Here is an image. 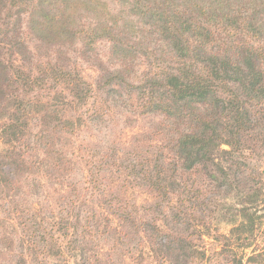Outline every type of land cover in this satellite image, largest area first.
Segmentation results:
<instances>
[{
    "label": "trees",
    "instance_id": "obj_1",
    "mask_svg": "<svg viewBox=\"0 0 264 264\" xmlns=\"http://www.w3.org/2000/svg\"><path fill=\"white\" fill-rule=\"evenodd\" d=\"M0 143L18 264H264V0H0Z\"/></svg>",
    "mask_w": 264,
    "mask_h": 264
},
{
    "label": "rangeland",
    "instance_id": "obj_2",
    "mask_svg": "<svg viewBox=\"0 0 264 264\" xmlns=\"http://www.w3.org/2000/svg\"><path fill=\"white\" fill-rule=\"evenodd\" d=\"M99 53L103 55L105 52H108V45L106 43H102L98 49ZM71 55L73 57V60H76L77 65L82 69L84 75L89 81L95 82L98 78V67L96 64H94L92 61L88 62L86 60H83L82 58L79 57L77 51L71 50ZM106 62V61H105ZM117 112V111H116ZM161 123V117L159 116H149L146 118H141L138 122L134 123L132 126L126 127L123 124L121 116H118L116 121L113 122L114 126V131H116V134H122L124 137H127L126 135H132V134H138L140 132H146V131H153L157 127L158 124ZM112 126V124H110ZM122 132V133H121ZM89 134H85V137L88 138ZM0 148H1V143H0ZM0 233L2 231L0 230ZM20 248L18 245H16V252L19 254L20 253ZM3 256V255H2ZM0 255V259H3L6 261V264H18L19 262V256L17 258H11L10 255H4L2 257ZM30 260V261H29ZM27 261V264H38L35 262L34 259H29ZM48 264H66L64 258H54L51 260L47 261ZM69 264H74L73 261H71ZM128 264H131L129 262Z\"/></svg>",
    "mask_w": 264,
    "mask_h": 264
}]
</instances>
